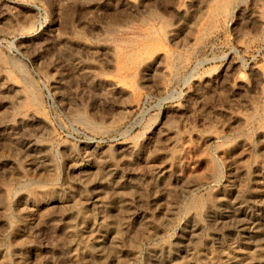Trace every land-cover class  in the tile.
Listing matches in <instances>:
<instances>
[{"label": "rangeland", "instance_id": "374dc122", "mask_svg": "<svg viewBox=\"0 0 264 264\" xmlns=\"http://www.w3.org/2000/svg\"><path fill=\"white\" fill-rule=\"evenodd\" d=\"M127 1L0 0L1 264H210L244 250L209 209L229 193L252 206L264 183V0ZM249 241L264 258V239Z\"/></svg>", "mask_w": 264, "mask_h": 264}, {"label": "bare ground", "instance_id": "6f19581e", "mask_svg": "<svg viewBox=\"0 0 264 264\" xmlns=\"http://www.w3.org/2000/svg\"><path fill=\"white\" fill-rule=\"evenodd\" d=\"M109 1V0H108ZM119 1V0H118ZM123 2H121V4H122V6L123 7H125V6H130L131 8L133 7L134 9L136 8V6L135 5H132V3H130L129 1H127V0H122ZM70 2V1H69ZM72 2V1H71ZM75 2V1H74ZM119 3V2H118ZM134 3V2H133ZM108 4H109V2H108ZM73 5H74V3H73ZM97 5V4H96ZM101 5V4H100ZM120 5V4H119ZM144 6V5H143ZM95 7V6H94ZM106 7V6H105ZM110 7H112V6H110ZM114 7V6H113ZM117 7V6H116ZM109 8V7H108ZM126 8V7H125ZM132 8V9H133ZM143 8V7H142ZM13 9H15V8H13ZM105 9V8H104ZM115 9H117V8H115ZM124 9V8H123ZM127 9V8H126ZM11 11V10H10ZM125 11V10H124ZM127 11V10H126ZM131 11V10H130ZM136 11V10H135ZM137 11H138V8H137ZM242 11V10H241ZM240 11V12H241ZM245 11V10H244ZM13 12V11H12ZM132 12V11H131ZM179 12V11H178ZM252 12V11H251ZM107 13V12H106ZM128 13V12H127ZM133 13V12H132ZM245 15V14H244ZM253 14H251V16H252ZM255 15V14H254ZM9 16V15H8ZM254 17V16H253ZM252 17V18H253ZM257 17H259V16H257ZM54 24V23H53ZM59 27V26H58ZM169 27V26H168ZM23 28V27H22ZM56 28V27H55ZM103 29V28H102ZM174 29V28H173ZM65 30V29H64ZM101 30V29H100ZM52 30H50V32H51ZM66 31V30H65ZM109 31V30H108ZM171 31V30H170ZM63 32V31H62ZM74 32V31H73ZM101 32V31H100ZM110 33H111V31H109ZM173 32V31H172ZM58 33H60V31L58 32ZM69 33H70V31H69ZM176 33V32H175ZM174 33V34H175ZM11 34V33H10ZM50 34V33H49ZM52 34H54V33H52ZM61 34V33H60ZM65 34V33H64ZM67 34V33H66ZM104 34H106V31H105V33ZM76 35V34H75ZM107 35V34H106ZM106 35H105V38H106ZM61 36V35H60ZM70 36V35H69ZM79 36H82V35H80L79 34ZM79 36H77V37H79ZM84 36V35H83ZM171 36V35H170ZM49 37V36H48ZM47 36H46V38L45 39H47L48 38ZM62 37V36H61ZM51 39H52V37H50ZM59 38V37H58ZM67 38V37H66ZM65 38V39H66ZM83 38V37H82ZM104 38V37H103ZM104 38V39H105ZM51 39H49V40H51ZM86 39V38H85ZM58 40V39H57ZM62 40V39H61ZM71 39H69V41H70ZM43 41H44V39H43ZM47 41H48V39H47ZM52 41H53V39H52ZM60 41V40H59ZM63 41V40H62ZM68 41V42H69ZM31 42V41H30ZM39 42H40V40H39ZM55 42H56V40H55ZM67 42V41H66ZM72 43H75V44H77V46H78V44H81V40H80V38H78V39H75V38H73L72 39V41H71ZM62 43V42H61ZM51 44V43H50ZM83 44H84V42H83ZM46 45V44H45ZM49 45V44H48ZM66 45V44H65ZM104 45V44H103ZM33 46V45H32ZM69 46H70V44H69ZM73 46H75V45H73ZM100 46V45H99ZM30 47V46H29ZM79 47V46H78ZM84 47V46H83ZM91 47V46H90ZM110 47V46H109ZM34 48V47H33ZM70 48V47H69ZM94 48V47H93ZM106 48V47H105ZM109 50H110V54H111V56H114L115 54V52H114V49L113 50H111L110 48H108ZM73 50V49H72ZM32 51V50H31ZM91 51V50H90ZM108 51V50H107ZM78 52H79V50H78ZM93 52V51H92ZM29 53H31V52H29ZM32 53H33V51H32ZM42 53V52H41ZM83 53V52H82ZM108 53H109V51H108ZM90 54V53H89ZM165 56H166V54H165ZM37 57V56H36ZM116 57V56H115ZM164 56L162 55H159L158 57H156V59L154 60V62H153V67H154V65H157L160 69H162V58H163ZM112 58V57H111ZM164 59H166V58H164ZM90 60V59H89ZM77 61V60H76ZM79 61V60H78ZM77 61V62H78ZM76 63V62H75ZM86 63V62H85ZM88 63V62H87ZM86 63V64H87ZM151 63V62H150ZM166 63V62H165ZM79 64V63H78ZM89 64V63H88ZM88 64H87V66H85V67H87V69H88V67H90V70L92 71V69H91V66H88ZM76 65V64H75ZM82 65V64H81ZM80 64H79V66H81ZM78 66V67H79ZM83 66V65H82ZM82 66L80 67V68H82ZM93 67V69L95 70V66L94 65H92ZM77 67V68H78ZM80 68H78V69H80ZM78 69H76V70H78ZM83 70V68L81 69V71ZM86 70V68H84V71ZM93 70V71H94ZM163 70V69H162ZM161 70V71H162ZM96 71V70H95ZM98 71V70H97ZM76 72V71H75ZM77 72H80V71H77ZM87 72V71H86ZM99 72V71H98ZM226 72V71H225ZM254 72H255V70H254ZM83 73V72H82ZM81 73V74H82ZM88 73V72H87ZM83 73V75L84 74H86L87 75V77H86V75H84L85 77H86V79L88 78L89 79V77H88V74H90V73ZM92 73V72H91ZM96 73V72H95ZM253 73V72H252ZM251 73V74H252ZM256 73H258L257 71H256ZM227 75L229 74V70H228V73H226ZM80 75V74H79ZM92 75H93V73H92ZM96 75V74H95ZM225 76V75H224ZM224 76H221V78L223 77L224 78ZM259 76V75H258ZM258 76H256V77H258ZM83 77V76H82ZM91 78L93 77V79H94V76H90ZM84 78V77H83ZM98 78V77H97ZM96 78V79H97ZM100 78H102V79H100ZM218 78V77H217ZM220 78V79H221ZM227 78V77H226ZM225 78V79H226ZM92 79V80H93ZM96 79H94V80H96ZM105 79V78H104ZM219 79V80H220ZM258 79H259V77H258ZM97 80H99V81H104V83H108V85L110 86V88L108 89V88H106L105 90L108 92V90H112L113 92V94L114 93H116L117 95H119L118 97H121L120 95L121 94H124V93H127V88L124 86V84H122L119 80H117V79H115V80H103V77H99ZM117 80V81H116ZM121 80V79H120ZM228 80V79H227ZM88 81V80H87ZM90 81V80H89ZM99 81H98V83H96V85L97 84H102V83H99ZM223 81V80H222ZM222 81H220V82H222ZM261 82H262V80H260ZM6 82V81H5ZM4 82V83H5ZM10 82V81H9ZM228 82V81H227ZM234 82V81H233ZM251 82V81H250ZM2 83V82H1ZM216 83V82H215ZM224 83V82H223ZM223 83H222V85H223ZM8 84V83H7ZM90 84V83H89ZM210 84V83H209ZM219 84V83H218ZM229 84V83H228ZM236 84V83H235ZM235 84H234V86H235ZM239 84V83H238ZM238 84H236V86L238 85ZM104 85V84H103ZM199 85V84H198ZM208 85V84H207ZM239 85H241V83L239 84ZM17 86V85H16ZM98 86V85H97ZM102 86V85H101ZM235 86V87H236ZM242 87H243V85H241ZM241 86H240V88H241ZM258 86V85H257ZM12 87V86H11ZM15 87V86H14ZM92 87V86H91ZM100 87V86H99ZM226 87H227V85H226ZM96 88V87H95ZM103 88V87H102ZM105 88V87H104ZM238 88V87H237ZM255 88V87H254ZM245 89H247V88H245ZM17 90V89H16ZM243 90V89H242ZM13 92H14V90H13ZM17 92H18V90H17ZM16 92V93H17ZM20 92H21V90H20ZM102 92H103V90H102ZM105 92V91H104ZM106 92V93H107ZM234 92V91H233ZM238 92V91H237ZM240 92H242V91H240ZM130 93V92H129ZM238 94V93H237ZM104 95V94H103ZM108 95V93L106 94V96ZM109 95H110V93H109ZM115 95V94H114ZM110 96H112V95H110ZM116 96V95H115ZM122 96H124V95H122ZM251 105V104H250ZM228 107V106H227ZM216 109V108H215ZM228 109H229V107H228ZM219 110V109H218ZM217 110V111H218ZM221 111V110H220ZM30 117V116H29ZM33 117V116H32ZM28 118V117H27ZM22 119V118H21ZM33 119H34V117H33ZM35 120V119H34ZM39 120V119H38ZM187 121V120H186ZM224 121V120H223ZM227 121V120H226ZM178 122V121H177ZM231 123V122H230ZM226 124V123H225ZM181 125V124H180ZM235 125V124H234ZM244 125V124H243ZM187 126V125H186ZM233 126V125H232ZM169 127V126H168ZM181 127V126H180ZM263 127H264V124H263ZM174 128V127H173ZM233 128V127H232ZM262 129V128H261ZM175 130V129H174ZM233 130V129H232ZM180 133V132H179ZM159 135H160V137H161V140L163 141L164 140V142L165 141H167V142H173L175 139V135H176V132L175 131H173L172 129H170V128H166V129H162L161 130V132L159 131V133H158ZM262 135L264 136V130H263V132H262ZM157 134H156V136H154L155 137V139L157 138ZM159 137V136H158ZM159 137V138H160ZM239 137V136H238ZM237 139V138H236ZM264 139V138H263ZM157 140H158V138H157ZM241 140V139H240ZM155 141V140H154ZM153 141V142H154ZM159 141V140H158ZM163 142V143H164ZM41 143V142H40ZM155 143V142H154ZM162 143V144H163ZM237 143V142H236ZM247 143V142H246ZM156 144H159V142L157 143V141H156ZM160 144H161V142H160ZM159 144V145H160ZM166 144V143H165ZM238 144V143H237ZM35 145V144H34ZM39 145V144H38ZM233 145V144H232ZM36 146V145H35ZM34 146V147H35ZM44 146V145H43ZM43 146H38L39 148H41V147H43ZM239 146V145H238ZM126 150H130V149H133V146H127L126 145ZM156 147V146H155ZM167 147V146H166ZM233 147V146H232ZM44 148V147H43ZM47 148V147H46ZM250 148V147H249ZM248 148V149H249ZM34 149H37V150H40V149H38L37 147L36 148H34ZM121 149V148H120ZM145 149V148H144ZM230 149V148H229ZM228 149V150H229ZM235 149V148H234ZM247 149V148H246ZM42 150V149H41ZM40 150V151H41ZM136 150V149H135ZM231 150V149H230ZM240 150H241V147H240ZM40 151H38V152H40ZM43 151V150H42ZM41 151V152H42ZM85 151V150H84ZM157 151V150H156ZM164 151H166V150H164ZM37 152V151H36ZM41 152L40 153H38V154H41ZM175 152V151H174ZM239 152V151H238ZM87 153V152H86ZM94 153V152H93ZM143 153V152H142ZM261 153V152H260ZM43 154H44V152H43ZM89 154H90V152H89ZM138 154V153H137ZM223 154V153H222ZM224 154H227V153H224ZM46 155V154H45ZM94 155H96V154H94ZM125 155V154H124ZM37 156H39V155H37ZM37 156H36V158H37ZM40 156H42V154L40 155ZM93 156V155H92ZM135 156V155H134ZM170 156V155H169ZM228 156V155H227ZM46 157V156H45ZM125 157V156H124ZM126 157H128V156H126ZM131 157V156H130ZM136 157H138V156H136ZM40 158V157H39ZM42 158H44L43 156H42ZM224 158V157H223ZM228 158V157H227ZM227 158H225V159H227ZM45 159V158H44ZM44 159L42 160V161H44ZM90 159V158H89ZM93 159H94V157H93ZM243 159V158H242ZM245 159V158H244ZM38 160V159H37ZM40 160H38V162H39ZM88 161V160H87ZM125 161V160H124ZM48 162V161H47ZM41 163V162H40ZM44 163V162H43ZM170 163V162H169ZM230 163H232V162H230ZM239 163V162H238ZM241 163V162H240ZM260 164H261V162H260ZM177 165H178V163H177ZM242 165V164H241ZM240 165V166H241ZM173 166V165H172ZM102 167V166H101ZM157 168V167H156ZM176 168V167H175ZM111 169V168H110ZM159 170V172H163V167H159L158 168ZM235 170V169H234ZM260 170V169H259ZM167 171V170H166ZM257 172H258V170H256ZM93 172V171H92ZM158 172V173H159ZM237 172H239L238 170H237ZM241 172V171H240ZM233 173V172H232ZM250 173V172H249ZM258 173H261L260 171L258 172ZM116 175V174H115ZM157 175V174H156ZM159 175H160V173H159ZM106 176V175H105ZM261 176H264V171L262 172V174H261ZM178 178V177H177ZM264 178V177H263ZM233 179V178H232ZM255 179V178H254ZM175 180V179H174ZM177 180V179H176ZM182 180V179H181ZM238 180V179H237ZM260 180V179H259ZM261 180H263V179H261ZM241 181V180H240ZM164 182V181H163ZM238 182V181H237ZM264 182V181H263ZM166 183V182H165ZM117 184V183H116ZM261 185H260V187H259V189L257 190V191H255V192H253V194H251L252 195V197L253 198H255L254 200H253V205L252 206H250L248 203H247V201L246 200H244V199H242V198H240V197H238V196H234L233 195V193H229V194H220V195H218V196H216V198H215V200H214V203L210 206V205H208V206H210V209H209V216L211 217V220H212V222H213V224L215 225V226H226V227H228V228H230L231 230H237L238 232H240L241 233V241L239 242V244L240 245H245L243 248H244V250L243 251H240L237 255L235 254V255H232L231 257H228L226 260H224V261H211L210 262V264H264V258H260V257H257L258 255H256V258L254 257V255H255V253H257L258 254V252L259 251H261V249H262V245H261V240H263L264 239V183H260ZM112 185V184H111ZM239 185V184H238ZM240 186V185H239ZM114 188V190H118V188H120V187H118V186H113ZM121 187H123V186H121ZM42 188V187H41ZM125 188V187H124ZM40 190V189H39ZM42 190V189H41ZM52 190V189H51ZM113 190V191H114ZM43 191V190H42ZM55 191V190H54ZM101 192V191H100ZM115 192V191H114ZM218 192V191H217ZM232 192V191H231ZM117 193V192H116ZM24 194V193H23ZM45 194V193H44ZM52 194V193H51ZM36 195V194H35ZM47 195V194H46ZM45 195V196H46ZM102 195V194H101ZM21 197V196H20ZM27 197V196H26ZM37 197V196H36ZM98 197V196H97ZM44 199V198H43ZM36 200V199H35ZM40 201V200H39ZM105 201V200H104ZM19 203V202H18ZM60 204H62V203H60ZM23 205H24V210H26L25 212L27 213H29V215H35V216H37V214H36V210H37V206H36V203L32 200V199H30V198H23ZM66 205V204H65ZM70 205V204H69ZM22 206V205H21ZM45 206V205H44ZM63 206V205H62ZM67 206V205H66ZM64 208V207H63ZM22 210V209H21ZM71 211V210H70ZM24 212V213H25ZM37 213H38V210H37ZM71 214V213H70ZM78 214V213H77ZM28 215V216H29ZM40 215V214H39ZM83 215V214H82ZM32 216H31V218H32ZM209 216H207V217H209ZM43 217V216H42ZM39 218H40V216H39ZM69 218V217H68ZM80 218V217H79ZM7 219V218H6ZM27 219V218H26ZM25 219V220H26ZM56 219V218H55ZM82 219V218H81ZM189 220H191V219H189ZM40 221V220H39ZM44 221V220H43ZM63 221V220H62ZM65 221V220H64ZM72 221V220H71ZM79 221V220H78ZM77 221V222H78ZM82 223V222H81ZM79 224V223H78ZM77 224V225H78ZM199 224L200 223H198V222H196V221H192V224L190 225V228L188 229L189 230V234H190V236L191 237H194V236H196L198 233H196L197 231H199L198 229H199ZM68 226H69V224H68ZM72 227L74 226V225H71ZM70 226V227H71ZM71 227V228H72ZM61 228V227H60ZM75 227H73V229H74ZM73 229H70V230H73ZM66 230V229H65ZM78 231V230H77ZM80 231V230H79ZM102 231V230H101ZM64 232V231H63ZM73 233V232H72ZM102 233V232H101ZM186 233H187V231H186ZM71 234V233H70ZM99 235V234H98ZM199 235V234H198ZM96 236V235H95ZM95 236H93L94 238H95ZM104 236V235H103ZM107 236V235H106ZM189 235L187 234L186 235V237H188ZM68 237V236H67ZM81 237H83V236H81ZM97 237H99V236H97ZM108 237V236H107ZM110 237V236H109ZM185 237V236H184ZM191 237H189V239L191 238ZM251 237H258V238H260V241L259 242H261V243H255V242H252V241H249V239L251 238ZM114 238V237H113ZM195 238V237H194ZM193 238V239H194ZM197 238H198V236H197ZM83 239V238H82ZM103 239V238H102ZM115 239H116V237H115ZM187 239V238H186ZM192 239V238H191ZM20 240V239H19ZM104 240H106V238H104ZM110 240V239H109ZM259 240V239H258ZM17 241H18V239H17ZM81 241V240H80ZM107 242V241H106ZM111 242V245H112V241H110ZM188 242H190V241H187V244L186 245H188L189 243ZM96 243V242H95ZM101 243V242H100ZM232 243V242H231ZM230 243V244H231ZM102 244V243H101ZM104 244V243H103ZM110 244V243H109ZM113 244H115V243H113ZM182 244V243H181ZM233 244V243H232ZM238 244V245H239ZM93 245V244H92ZM97 245H99V244H97ZM99 246H103V245H99ZM234 247V246H233ZM236 247V246H235ZM92 248L94 249V247L93 246H91L90 245V247H88V249H87V252L89 251V253H91V251H92ZM103 248V247H102ZM101 248V250H103ZM189 248V247H188ZM242 248V249H243ZM81 249V248H80ZM173 249V248H172ZM238 249V248H237ZM95 250H96V248H95ZM99 250V249H98ZM98 250H96L97 251V253H103V251H98ZM226 250V249H225ZM236 250V249H235ZM225 252V251H224ZM72 253V252H71ZM83 253V252H82ZM84 253H85V251H84ZM173 253V252H172ZM261 253V252H260ZM74 254V253H73ZM72 254V255H73ZM76 254H79V253H77V252H75V258H76V256H77V258H78V255H76ZM88 254V253H87ZM175 254V253H174ZM232 254V253H231ZM98 255V254H97ZM103 255H105V254H103ZM30 256V255H29ZM99 256V255H98ZM264 256V255H263ZM73 257V256H72ZM81 257V256H80ZM100 257H103V256H101L100 255ZM106 257V256H105ZM105 257H103L104 259H106ZM162 257V256H161ZM74 258V259H75ZM82 258H84V256H82ZM85 258H87L86 256H85ZM102 258V259H103ZM72 259V258H71ZM101 259V258H100ZM222 259V258H221ZM26 260V259H25ZM77 260V259H76ZM213 260V259H212ZM19 261V260H18ZM17 261V262H18ZM30 261V260H29ZM36 261V260H35ZM38 261V260H37ZM36 261V262H37ZM73 261V260H72ZM175 261V260H174ZM173 261V262H174ZM3 262V261H2ZM34 262V261H33ZM27 263V261H25L23 264H26ZM31 263V262H30ZM35 263V262H34ZM33 263V264H34ZM1 264V263H0ZM4 264V263H3Z\"/></svg>", "mask_w": 264, "mask_h": 264}]
</instances>
